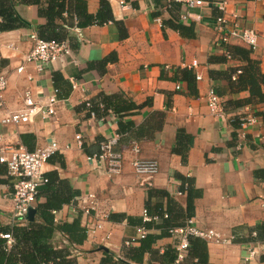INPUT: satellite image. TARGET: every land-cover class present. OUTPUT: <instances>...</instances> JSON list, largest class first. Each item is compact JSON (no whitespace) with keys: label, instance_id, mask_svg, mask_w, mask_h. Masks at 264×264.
Instances as JSON below:
<instances>
[{"label":"crops","instance_id":"1","mask_svg":"<svg viewBox=\"0 0 264 264\" xmlns=\"http://www.w3.org/2000/svg\"><path fill=\"white\" fill-rule=\"evenodd\" d=\"M84 1L87 12L95 15L101 0ZM106 1L113 22L70 30L67 40L72 55L60 58L42 73L24 62L32 48L29 33L46 25L37 5L19 3L14 7L28 28L0 33V72L7 79L6 109H25L26 97L44 108L53 95V73H60L66 81V85H60L51 117L33 114L28 123L3 125L5 111L0 109V149L22 146L34 151L52 142L59 147L43 172L55 179L51 195L69 201L53 212L50 243L56 249H67V259L73 264H101L109 254L131 264L126 259L130 246L124 244L135 239L139 226L128 220L141 219L147 204L151 213H162L153 214L161 219L155 225L163 223L167 210L173 218L175 214L183 217L186 194L180 192V177H184L191 179L200 192L190 217L194 225L223 238L233 236L231 244L202 239L207 244V264H264V103L252 99L249 91H237L231 85L229 77L242 61L235 53L233 58H225L228 47L247 49L264 74V2L207 0L204 6L185 9L166 0ZM219 3H225L224 11L219 10ZM172 17L176 23L191 26L192 34L182 35L163 24ZM219 18L224 20L227 34L233 30L255 32L256 48L252 50L236 37L223 43ZM193 61L197 67L191 66ZM20 66H24L21 72L17 70ZM183 69L191 70L194 77L201 76V80L195 79L193 96L188 95L185 82L178 77ZM73 83L77 84L75 89ZM211 88L222 100L223 117L207 107ZM102 97L119 109L129 110L91 117L84 102L89 101L93 107ZM131 102L138 108L130 110ZM248 115L257 122L244 130L237 150L239 118ZM119 123L130 127L120 133L116 147L122 155L121 173L109 176L102 164L88 161L83 145L95 148L118 132ZM77 134L83 137L82 146L75 140ZM22 135L26 136L25 143ZM134 145L138 153L133 152ZM135 158L155 160L158 173L150 180L138 177L131 164ZM90 194L93 199L85 198ZM46 197L41 188L35 210ZM82 198L92 203L87 215L75 208L82 205ZM11 219V188L0 184V223L10 226ZM76 221L85 235L80 243H74L59 228ZM88 223L96 227L92 237L86 233ZM177 244L175 236L158 239L154 253H146L143 263L159 260L165 249H176ZM251 250L255 255L246 261Z\"/></svg>","mask_w":264,"mask_h":264},{"label":"trees","instance_id":"2","mask_svg":"<svg viewBox=\"0 0 264 264\" xmlns=\"http://www.w3.org/2000/svg\"><path fill=\"white\" fill-rule=\"evenodd\" d=\"M34 4L38 6V14L46 19V25L36 32L39 38L47 41H64L67 40V34L70 30L77 31L79 28L91 25H103L108 22H113V15L111 7L106 0H101L99 9L95 15L87 12L86 2L84 0H0V33L12 31L19 28H28L29 25L26 21L21 19L14 10V7L19 4ZM179 8V4L171 3ZM76 18V24L74 23ZM165 26L179 32L192 34V27H186L180 23H176L173 17L163 23ZM241 57L242 65L233 71L234 78L230 75L229 81L237 91L247 90L250 97L257 100L259 103H264V74H262L258 67L257 62L251 59V52L247 49L239 47H228L226 50L225 58H233V54ZM179 79L185 82L187 86L188 95L193 96L195 92V77L191 70L183 69L179 71ZM54 88L57 89V96H60V85H66V81L58 72L53 73L52 77ZM67 95H64L66 97ZM221 96V95H220ZM99 104L103 107L100 108ZM129 107L123 109L117 108L111 101H107L105 97L101 101L93 103L92 111L95 112L96 117L105 115L106 113L113 112L119 114ZM135 105L130 103V110L137 109ZM89 110V111H91ZM240 123V122H238ZM130 124L123 125L119 123L118 134L128 130ZM181 133H178V138ZM22 142L25 143L26 136H21ZM185 139V138H183ZM84 151L88 155H93L99 152V144L95 148L83 145ZM28 150H32L29 149ZM182 154V159L185 160V154ZM6 167L0 164V184H8L11 188L10 179L6 175ZM5 178V179H4ZM182 186L180 192L186 194V207L184 215H169L163 220L161 225H155L154 221L143 223L142 218L137 221L128 220V223H137V226H144L147 230H157L158 233H147L143 239H134L131 241L130 247L126 249V259L136 264H142L144 255L146 253L153 254V245L160 238L170 237V231L176 228L183 227L187 219L193 216L194 199L200 195V192L192 185L191 179L180 177ZM47 184L42 187L46 194V202L43 204L38 203L36 206V217L33 221H26L24 224L4 226L0 223V264H73L67 259V249H56L50 243L51 234L54 227V215L61 208L64 203L69 200L60 201L57 196H52L54 190L53 183L55 179L47 177ZM167 195V194H165ZM147 215L154 217L153 214L162 216L161 211L158 213H151L149 204L146 205ZM151 213V214H150ZM153 215V216H152ZM156 215V216H158ZM178 218V219H177ZM175 219L177 220L175 222ZM60 230L66 232L69 238L74 240V243L81 242L85 235L83 229L80 227L79 222L73 224H61ZM2 234H11L14 238V244L8 250L6 240L1 238ZM189 249L187 257L177 263V254L175 247H168L160 255L159 260L149 262L148 264H207V244L204 240L198 237H188ZM134 245H136L134 247ZM107 259L102 260L101 264H128L123 260L114 258L112 255H107Z\"/></svg>","mask_w":264,"mask_h":264},{"label":"built area","instance_id":"3","mask_svg":"<svg viewBox=\"0 0 264 264\" xmlns=\"http://www.w3.org/2000/svg\"><path fill=\"white\" fill-rule=\"evenodd\" d=\"M168 3H177L185 9H189L195 6H204L208 3L207 0H166ZM263 1L264 0H257ZM218 8L221 11L225 9V3H219ZM186 20V16L181 17ZM76 18L74 23L76 24ZM156 22L160 23V19H156ZM219 27L218 30L222 34L221 41L227 42L229 37L240 38L249 48L254 50L257 44V35L252 30H243L237 32L233 30L228 34L225 33L222 24L224 20L218 19ZM28 40L32 42V48L26 55L24 62L32 64L37 73H42L49 65L54 64L60 58L65 56H71V49L68 40L64 41H47L38 37L34 32H30ZM192 67H197V62H192ZM24 66H20L17 70L21 72ZM196 81L201 80V76L198 74L195 77ZM7 87V79L4 73L0 72V109L5 111L4 116L1 119L3 125H14L19 126L30 121V116L33 114H41L43 118L51 117L55 114V104L57 103V89L54 88L53 95L49 96L48 102L44 108L35 106L32 101L26 97L24 99L25 109L11 111L6 109L4 102V92ZM77 87L76 83L72 84V88ZM180 89L179 86L176 87ZM207 107L209 111L215 114L217 117H223V103L221 98L216 94L214 89H209L207 93ZM88 110L92 109V104L89 101L84 102ZM99 107L103 106L99 104ZM91 117H96L94 111H90ZM240 122V137L238 138L236 148H241L242 139L244 137V130L247 127L256 124V119L253 116H243L239 118ZM120 139V135L115 133L114 135L102 140L99 143V152L93 155H88V161H95L97 164H102L109 176H116L121 173L122 168V155L116 150ZM75 140L79 146L83 145V137L81 134L75 136ZM59 147L55 142L41 148H37L34 151H29L22 146H6L0 149V164L5 165L6 175L11 181V201H12V219L10 225L24 224L27 219V214L31 208H34L37 202V196L42 187H44L48 179L44 175L43 166L49 161L53 154L58 151ZM133 152L138 153L136 145L133 146ZM133 172L145 180L153 178L159 170L158 163L155 160L135 158L132 161ZM181 193L178 192V195ZM85 198L88 200L93 199V195H87ZM84 198V199H85ZM83 198L80 199L82 205H75V208L83 211V214H89L92 208L90 204L86 203ZM166 218V215H165ZM143 223L154 221L160 222L159 217H149L147 212L144 210L142 214ZM87 236L92 237L96 233V227L92 223L87 224ZM148 233L144 226L136 228L135 239H143ZM171 236L178 238V244L176 247L177 259L176 262H182L188 255L189 242L188 237H198L207 241H215L221 244H231L233 242V236L229 238L220 237L213 231H202L198 229L193 222V219L189 218L186 220L185 225L180 228H176L170 231ZM255 236V234H253ZM1 238L6 240L7 249L9 250L14 244V238L11 234H2ZM134 240V239H133ZM125 246H130L131 242L126 241ZM255 255L253 250L248 251L246 261ZM136 264V263H131ZM147 264V263H142Z\"/></svg>","mask_w":264,"mask_h":264},{"label":"water","instance_id":"4","mask_svg":"<svg viewBox=\"0 0 264 264\" xmlns=\"http://www.w3.org/2000/svg\"><path fill=\"white\" fill-rule=\"evenodd\" d=\"M35 213H36L35 208H31L27 214V217H26L27 221H33L34 217H35ZM101 249L104 251H107L106 248L101 247Z\"/></svg>","mask_w":264,"mask_h":264}]
</instances>
